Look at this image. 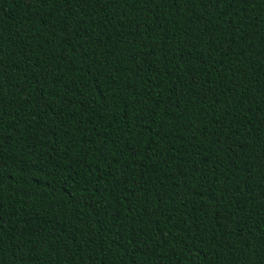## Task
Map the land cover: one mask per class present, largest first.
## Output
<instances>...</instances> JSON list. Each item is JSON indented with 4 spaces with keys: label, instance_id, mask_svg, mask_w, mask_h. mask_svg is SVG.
Masks as SVG:
<instances>
[{
    "label": "trees",
    "instance_id": "trees-1",
    "mask_svg": "<svg viewBox=\"0 0 264 264\" xmlns=\"http://www.w3.org/2000/svg\"><path fill=\"white\" fill-rule=\"evenodd\" d=\"M0 264H264V0H0Z\"/></svg>",
    "mask_w": 264,
    "mask_h": 264
}]
</instances>
